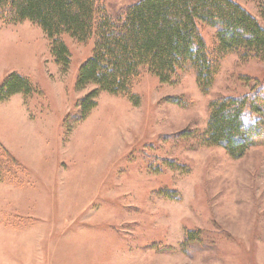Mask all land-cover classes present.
Instances as JSON below:
<instances>
[{"label": "rangeland", "instance_id": "obj_1", "mask_svg": "<svg viewBox=\"0 0 264 264\" xmlns=\"http://www.w3.org/2000/svg\"><path fill=\"white\" fill-rule=\"evenodd\" d=\"M98 1L114 14L141 0ZM231 1L264 28V0ZM215 31L201 27L208 48ZM60 39L66 69L39 27L0 19V85L14 73L33 87L0 102V145L25 170L0 184V264H264V146L235 160L196 138L209 103L249 93L264 62L225 56L207 94L188 69L168 85L143 71L135 99L101 92L81 118L94 39Z\"/></svg>", "mask_w": 264, "mask_h": 264}, {"label": "trees", "instance_id": "obj_2", "mask_svg": "<svg viewBox=\"0 0 264 264\" xmlns=\"http://www.w3.org/2000/svg\"><path fill=\"white\" fill-rule=\"evenodd\" d=\"M0 19L5 24L29 22L39 27L61 69L69 63L61 36L79 43L94 39L92 54L77 74V90L92 87L79 101L81 118L95 107L101 92L135 99L131 89L143 71L168 85L188 69L200 92L207 94L225 56L238 54L244 61L264 62V28L231 0H141L114 14H108L98 0H0ZM203 26L216 30L210 48L201 36ZM32 90L28 79L10 74L0 85V102ZM196 138L222 148L235 160L251 147L264 146V81L245 95L211 101L205 130ZM168 164L185 169L175 161ZM24 173L0 145V184L19 187ZM185 237L196 241L194 232Z\"/></svg>", "mask_w": 264, "mask_h": 264}, {"label": "crops", "instance_id": "obj_3", "mask_svg": "<svg viewBox=\"0 0 264 264\" xmlns=\"http://www.w3.org/2000/svg\"><path fill=\"white\" fill-rule=\"evenodd\" d=\"M7 220H9L10 221V216H9V218L7 219ZM11 222V221H10ZM5 226V225H4Z\"/></svg>", "mask_w": 264, "mask_h": 264}]
</instances>
